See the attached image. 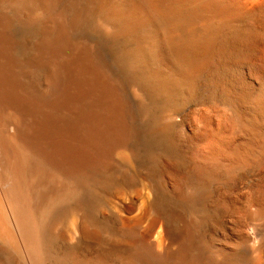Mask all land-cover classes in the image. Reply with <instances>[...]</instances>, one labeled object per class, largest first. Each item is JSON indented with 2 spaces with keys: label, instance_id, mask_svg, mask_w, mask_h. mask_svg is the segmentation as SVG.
<instances>
[{
  "label": "bare ground",
  "instance_id": "obj_1",
  "mask_svg": "<svg viewBox=\"0 0 264 264\" xmlns=\"http://www.w3.org/2000/svg\"><path fill=\"white\" fill-rule=\"evenodd\" d=\"M0 264H264V0H0Z\"/></svg>",
  "mask_w": 264,
  "mask_h": 264
},
{
  "label": "rangeland",
  "instance_id": "obj_2",
  "mask_svg": "<svg viewBox=\"0 0 264 264\" xmlns=\"http://www.w3.org/2000/svg\"><path fill=\"white\" fill-rule=\"evenodd\" d=\"M196 110H197L196 113H198L199 109H196ZM167 159L168 158H164L162 160V165H164V169L166 170V172L168 171V173L170 175L172 174L171 176H174V177L175 176H177V177L179 176L180 177L181 173H183L185 170L184 169H180L179 168L180 166L174 160H172V159L167 160ZM149 188L150 187H149V182H148V179H147V173L144 172V171L141 172V171L136 170L135 174L132 176L131 180L125 186L124 191L119 193L117 196H115L114 199H113V202L114 203H118V202L124 203L125 198L128 201L129 200L128 197H130V199L132 197H135V195H134L135 193L137 194L136 196H139L138 199H140V202L141 201L144 202V200L146 201V199H147V193L149 191ZM221 189H225V191L226 192L228 191V193H233V192H235V190H237V187H236L235 184L227 185V187L225 186L223 188L221 187V188L217 189L216 192L217 191L220 192Z\"/></svg>",
  "mask_w": 264,
  "mask_h": 264
}]
</instances>
